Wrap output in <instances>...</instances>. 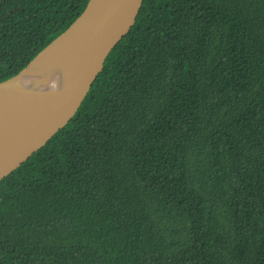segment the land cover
Wrapping results in <instances>:
<instances>
[{"label": "trees", "instance_id": "1", "mask_svg": "<svg viewBox=\"0 0 264 264\" xmlns=\"http://www.w3.org/2000/svg\"><path fill=\"white\" fill-rule=\"evenodd\" d=\"M87 2L0 0V82ZM0 264H264V0H143L0 181Z\"/></svg>", "mask_w": 264, "mask_h": 264}, {"label": "water", "instance_id": "2", "mask_svg": "<svg viewBox=\"0 0 264 264\" xmlns=\"http://www.w3.org/2000/svg\"><path fill=\"white\" fill-rule=\"evenodd\" d=\"M143 0H88L83 12L15 76L0 82V181L18 169L74 117L112 49L133 27ZM63 40L58 83L21 90L24 72Z\"/></svg>", "mask_w": 264, "mask_h": 264}, {"label": "bare ground", "instance_id": "3", "mask_svg": "<svg viewBox=\"0 0 264 264\" xmlns=\"http://www.w3.org/2000/svg\"><path fill=\"white\" fill-rule=\"evenodd\" d=\"M63 44V40H59L47 48L24 72V80L18 88L35 90L61 81L64 78Z\"/></svg>", "mask_w": 264, "mask_h": 264}]
</instances>
